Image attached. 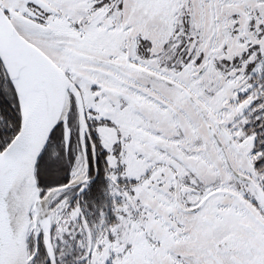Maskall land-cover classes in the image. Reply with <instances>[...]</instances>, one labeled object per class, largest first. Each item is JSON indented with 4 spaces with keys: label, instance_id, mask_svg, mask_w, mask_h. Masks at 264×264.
<instances>
[{
    "label": "snow or ice",
    "instance_id": "6c2138e0",
    "mask_svg": "<svg viewBox=\"0 0 264 264\" xmlns=\"http://www.w3.org/2000/svg\"><path fill=\"white\" fill-rule=\"evenodd\" d=\"M0 264H264V0H0Z\"/></svg>",
    "mask_w": 264,
    "mask_h": 264
},
{
    "label": "flooded vegetation",
    "instance_id": "af4514ba",
    "mask_svg": "<svg viewBox=\"0 0 264 264\" xmlns=\"http://www.w3.org/2000/svg\"><path fill=\"white\" fill-rule=\"evenodd\" d=\"M74 199V197H73ZM85 200H88V197H85ZM104 202L103 207L101 202ZM103 211L105 214L106 220H111V207H110V198L105 199L103 196L95 197L94 204L88 202L85 206L82 207V214L89 221H95L98 218L99 211Z\"/></svg>",
    "mask_w": 264,
    "mask_h": 264
}]
</instances>
